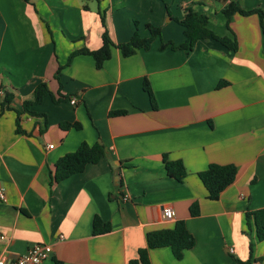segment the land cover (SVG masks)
Masks as SVG:
<instances>
[{
  "label": "crops",
  "instance_id": "obj_1",
  "mask_svg": "<svg viewBox=\"0 0 264 264\" xmlns=\"http://www.w3.org/2000/svg\"><path fill=\"white\" fill-rule=\"evenodd\" d=\"M228 1L264 10V0H0V102L12 97L0 113V251L13 259L46 243L43 264H127L148 231L183 220L194 246L180 259L169 247L151 248V264H238L250 242V264H264V239L245 221L246 211L264 207V36L257 13H233L231 32ZM187 6L207 15L215 35L234 34L236 51L212 39L190 51L171 47L184 40L176 19ZM147 23L160 28L148 48L124 56L112 46L100 68L77 54L55 78L71 52L99 48L104 29L119 44L136 28L146 37ZM41 81L59 100L32 105L41 115L21 113L16 132L15 110ZM83 141L101 143L105 156L53 180L57 159ZM164 160L182 162V181ZM210 163L236 167L216 200L198 176ZM162 206L173 209L171 219ZM95 217L107 231L93 232Z\"/></svg>",
  "mask_w": 264,
  "mask_h": 264
},
{
  "label": "trees",
  "instance_id": "obj_2",
  "mask_svg": "<svg viewBox=\"0 0 264 264\" xmlns=\"http://www.w3.org/2000/svg\"><path fill=\"white\" fill-rule=\"evenodd\" d=\"M100 13L101 23L104 26V16ZM222 13L225 16L226 27L229 29L230 16L233 13H239L241 15H248L251 13H257L260 18V25L262 34L264 36V10L261 8L245 9L239 6L235 1H228L222 8ZM181 25L184 40L178 45H172L173 48L184 49L190 51L194 44L198 40L212 39L217 41L222 46L226 47L230 51H236L237 41L233 34L232 36H217L208 26L207 15L196 11L192 6L185 8L183 17L176 19ZM137 27V22H135ZM148 31L146 37H141L137 28L131 35L127 42L115 44L110 39L106 29L101 33V45L99 48L89 50L87 48H80L74 50L68 56L66 62L59 64L55 73V78L59 80V71L67 66L73 56L77 54H89L92 56L95 62V66L100 68L105 60L110 57L111 47L116 46L121 50L122 55L128 56L133 54L136 49L148 48L153 38L160 34V28L152 24H145ZM230 30V29H229ZM231 31V30H230ZM232 32V31H231ZM143 88L146 90L149 100L154 104V97L148 81L145 79L143 82ZM32 98L26 99L22 102L20 109H16V132H21L20 129V114L28 113L30 115H41L42 113L31 110L32 105H36L42 102L45 96H51L54 100L53 93L50 91L46 82H38L32 92ZM70 95H65L64 98ZM11 95L5 93L3 99L0 102V113L4 109H9V103L11 101ZM116 114H122L124 111H117ZM60 126L64 129L75 127L78 128L77 122H62ZM105 156V147L99 143L94 142L89 144L85 141L81 142L78 147L71 152H67L57 159L55 162V170L52 175V179L55 181L61 180L71 174L83 171L84 167L88 163H95L99 159ZM164 166L169 176L175 178L178 181H182L186 175L185 168L180 160H164ZM198 176L207 191V197L212 200L218 199L220 193L231 184L236 177V167L234 164H216L210 163L206 169L198 172ZM198 204L193 203L190 207L191 215L198 214ZM246 225L250 226V221L253 222L255 227L256 240L261 241L264 239V207L245 212ZM93 232L102 233L108 230V225L102 223L98 217H95L92 221ZM146 246L137 250L136 257L128 260L127 264H151L148 250L157 247H169L173 256L176 259H180L182 252L185 249H189L194 246L195 239L193 235L188 231L183 220H177L170 228H159L148 231L145 235ZM252 243H249V258L246 261L237 260L238 264H250L251 263Z\"/></svg>",
  "mask_w": 264,
  "mask_h": 264
},
{
  "label": "built area",
  "instance_id": "obj_3",
  "mask_svg": "<svg viewBox=\"0 0 264 264\" xmlns=\"http://www.w3.org/2000/svg\"><path fill=\"white\" fill-rule=\"evenodd\" d=\"M2 93L3 92L0 91V94ZM71 102L74 103L75 100ZM48 147L52 148V144H49ZM0 199L5 201L1 193ZM121 199L126 201L128 199L127 194H122ZM161 214L164 219H171L174 212L170 206H162ZM59 237L62 238L63 236L60 235ZM0 238H3V236L0 235ZM51 251V244L46 243H34L25 253L13 259L8 258L4 252L0 251V264H43L44 260L49 257Z\"/></svg>",
  "mask_w": 264,
  "mask_h": 264
}]
</instances>
